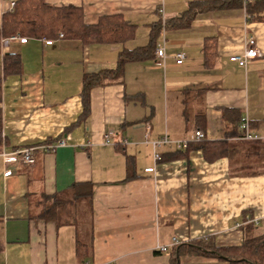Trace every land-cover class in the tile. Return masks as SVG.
I'll return each mask as SVG.
<instances>
[{"label": "crops", "instance_id": "1", "mask_svg": "<svg viewBox=\"0 0 264 264\" xmlns=\"http://www.w3.org/2000/svg\"><path fill=\"white\" fill-rule=\"evenodd\" d=\"M16 1L0 0V27ZM46 1L82 8L87 25L120 18L133 34L90 45L27 37L1 48L0 151L66 144L36 151L33 165L0 157V264H171V253L157 248L174 238L237 247L247 218L264 234V20L246 5L207 9L219 0ZM250 38L259 56L246 66L232 62ZM140 50L122 77L92 88L85 116L84 76L114 71L121 52ZM5 54L20 56V74L4 76ZM243 119L259 139H239ZM197 131L201 141H226L230 154L206 161ZM165 136L188 141L189 150L162 145L156 161L150 142ZM84 184H92L91 208L79 205L84 219L60 227L38 219L46 196ZM78 242L86 245L80 253ZM180 264L230 263L183 255Z\"/></svg>", "mask_w": 264, "mask_h": 264}, {"label": "trees", "instance_id": "2", "mask_svg": "<svg viewBox=\"0 0 264 264\" xmlns=\"http://www.w3.org/2000/svg\"><path fill=\"white\" fill-rule=\"evenodd\" d=\"M197 5L194 3L192 6L196 7ZM244 5L247 7L248 14L258 20H264V0H219L211 2L207 9H236ZM188 14L190 13L188 12ZM132 34V26L117 17H105L100 19L96 25H87L84 21L82 8L75 6L56 7L50 5L46 0H17L12 10L3 15L0 27V51L2 41L15 36L53 41L63 35L64 39L78 40L83 44L90 45L93 43L123 42ZM146 50L132 53L123 51L120 53L116 70L84 76L82 98L85 116L90 110V91L92 88L103 85L106 80H116L122 77L125 64L130 60L140 58ZM3 72L4 76L20 74L22 72L20 56L5 54ZM1 99L2 85L0 80V102ZM238 135L241 136L242 133L240 132ZM1 144L2 112L0 108V149ZM196 149L203 152L206 161L213 162L229 155L231 147L226 141H201L196 145ZM91 196L92 184L73 185L68 192L46 196L38 219L54 222L59 227L76 223L79 205L85 202L91 208ZM255 227L254 224L246 227L244 242L237 247H217L209 237L182 243L171 252V264H180V257L183 255L214 257L227 260L230 264H264V234L256 233ZM83 249H86V245L78 242V253Z\"/></svg>", "mask_w": 264, "mask_h": 264}, {"label": "built area", "instance_id": "3", "mask_svg": "<svg viewBox=\"0 0 264 264\" xmlns=\"http://www.w3.org/2000/svg\"><path fill=\"white\" fill-rule=\"evenodd\" d=\"M60 38H63V35H60ZM16 41H19L20 43H27L28 40L26 38H19L17 36L11 37L9 39L2 41V48H6L10 43L16 42ZM53 43H54V41L46 40L47 45H52ZM246 47H247V49L243 55L233 56L230 58V60L232 62L237 63L240 66H246L248 60L257 58L259 56V52L256 48V41L254 38H250L249 40H247ZM156 55L158 57L159 62L163 63L165 60V55H166L165 54V48L164 47L159 48L157 50ZM175 57H176V63L182 64L184 62L186 56L184 53H178V54H176ZM239 130L242 133V135L239 137V139H241V140H257V139H259V136L251 133L249 122L246 119H243L242 122L240 123ZM113 135L114 134H111V133H108L105 135L106 143H108V144L111 143V137H113ZM204 138H205V135L201 131H197L195 133V140L196 141H201ZM122 143L127 144L128 142L125 139V140H123ZM150 143L153 146L154 158L156 161L161 160V155H160L158 149L162 145H169V144L175 145L176 148L179 150H181V149L186 150L189 148V142L188 141H186V140H182V141L170 140L166 136L160 140L151 141ZM65 144H66L65 140H60L56 144L50 143V144L42 145V146H30V147H26V148L11 151V152L0 151V157H2L6 163L16 162V163H23L25 165H33L36 162V157H35L36 151H39V150L40 151L41 150L53 151V150H55L56 147L65 146ZM145 171L146 172H153L154 168H148ZM246 224H254L255 226H257L259 224V220L247 218ZM239 226H241V225H238V227ZM178 245H180V241L177 240L176 238H174L171 245L158 247L157 250L160 253L169 254Z\"/></svg>", "mask_w": 264, "mask_h": 264}, {"label": "rangeland", "instance_id": "4", "mask_svg": "<svg viewBox=\"0 0 264 264\" xmlns=\"http://www.w3.org/2000/svg\"><path fill=\"white\" fill-rule=\"evenodd\" d=\"M79 215H80L82 218L84 217V216L81 214V212L79 213ZM77 218H78V216H77ZM82 218H81V219H82ZM83 219H84V218H83ZM83 219H82V220H83ZM260 230H263V233H264V228L262 229V228L260 227Z\"/></svg>", "mask_w": 264, "mask_h": 264}]
</instances>
